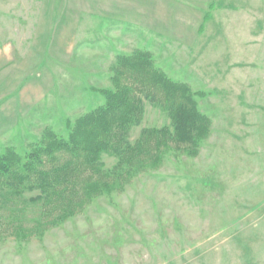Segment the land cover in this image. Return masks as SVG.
<instances>
[{"label": "rangeland", "instance_id": "1", "mask_svg": "<svg viewBox=\"0 0 264 264\" xmlns=\"http://www.w3.org/2000/svg\"><path fill=\"white\" fill-rule=\"evenodd\" d=\"M136 49L197 93L211 119L198 153H168L58 224L39 190L0 194V264H264V0H0V153L47 127L67 137ZM167 125L145 100L130 141Z\"/></svg>", "mask_w": 264, "mask_h": 264}, {"label": "trees", "instance_id": "2", "mask_svg": "<svg viewBox=\"0 0 264 264\" xmlns=\"http://www.w3.org/2000/svg\"><path fill=\"white\" fill-rule=\"evenodd\" d=\"M111 80L113 87L101 91L105 102L76 118L67 137L47 127L29 152L7 147L0 153L4 198L39 190L30 199L43 201L49 222L58 224L95 197L123 190L139 173L160 167L168 153H198L211 119L199 109L191 86L172 79L152 52L119 55ZM145 100L162 107L171 125L143 128L132 142L130 132L143 121ZM104 154L117 158L112 168L104 167Z\"/></svg>", "mask_w": 264, "mask_h": 264}]
</instances>
